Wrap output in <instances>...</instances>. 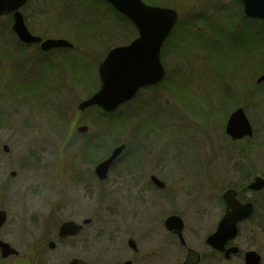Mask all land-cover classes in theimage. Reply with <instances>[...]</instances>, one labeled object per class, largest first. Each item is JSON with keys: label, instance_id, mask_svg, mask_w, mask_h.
Instances as JSON below:
<instances>
[{"label": "rangeland", "instance_id": "rangeland-1", "mask_svg": "<svg viewBox=\"0 0 264 264\" xmlns=\"http://www.w3.org/2000/svg\"><path fill=\"white\" fill-rule=\"evenodd\" d=\"M142 1L178 13L164 50V65L168 71L175 70L176 84L166 88L161 102L154 91L142 93L140 97L148 103L140 110V98L121 106L112 114L115 128L109 133L101 131L104 118L94 110L78 111L77 104L97 90V66L107 50L136 36L132 26L91 0H29L22 12L31 31L74 45L51 53L36 48L29 56L16 46L10 16L0 17V71L5 72V82L11 81L0 93V110L3 120L14 122L10 124L15 130L12 133L10 127L0 142V208L8 212L3 234L22 253L32 241L57 229L59 219L67 215L62 210L66 195L70 203L84 197L85 207L97 203L95 224L102 233L111 231L115 220L134 221L135 216L147 227V221L171 209L165 194L151 188L141 191L129 186L131 181L125 178L117 179L121 183L117 184L120 169L136 166L149 175L165 176L166 183L175 185V207L184 214L189 235L197 238L208 234L217 222V202L224 186L264 175V82L256 83L264 71V23L243 19L236 0ZM9 73L15 79H8ZM198 84L208 87L206 92L217 100L221 88L228 93V102L217 105L211 97V105L203 104L195 90ZM240 101L253 136L236 142L226 135L224 126ZM93 119L99 132L91 126ZM81 124L90 128L85 136L99 134L96 159L93 148L84 156L85 144L93 139L76 131ZM115 142H125L126 149L90 203L72 173L78 167H94ZM4 144L7 152L2 149ZM135 153L138 160L133 159L134 166H130L126 157ZM247 155L250 159L243 160ZM235 167H241L240 171ZM11 170L16 171L14 178L9 175ZM259 198V219L243 226L240 237L248 236L251 248L264 256V189ZM136 200L143 201L129 205ZM164 201L166 206L160 208ZM124 203L129 211L121 212ZM102 245L109 246V241ZM61 252L56 248L52 260L58 261Z\"/></svg>", "mask_w": 264, "mask_h": 264}, {"label": "flooded vegetation", "instance_id": "flooded-vegetation-1", "mask_svg": "<svg viewBox=\"0 0 264 264\" xmlns=\"http://www.w3.org/2000/svg\"><path fill=\"white\" fill-rule=\"evenodd\" d=\"M242 13V9H241ZM27 26V25H26ZM27 29L29 32L33 35H36L34 32L31 31V29L27 26ZM16 38V37H15ZM16 46L18 50L21 53H28L29 56H31L32 53L36 51L37 44H28L23 43L20 40L16 38ZM161 63L164 68V76L163 78L156 84L144 87L142 89H139L135 96L130 99L127 103L135 102L138 98L140 100L138 103V110H140L142 107H144L145 103L147 102V99L141 98L140 96L142 93L146 92H156V97L158 102L163 96L164 92L166 91V88H170L171 85L175 86L176 83L173 81V72L168 71L164 65V51L163 48L161 50ZM163 58V59H162ZM25 67V65H23ZM30 66V65H29ZM31 70V66L29 68ZM30 72V71H29ZM15 73V72H14ZM19 73V72H17ZM16 73V74H17ZM190 73V72H189ZM5 72L0 71V93L3 91L4 84H9V81L5 82L6 76H4ZM12 73H9L7 75L8 79L14 78L12 77ZM27 75V74H26ZM25 75V77H26ZM16 76V75H14ZM17 77V76H16ZM180 77V76H178ZM15 79V78H14ZM11 82V81H10ZM16 84H18L17 81H15ZM14 82V83H15ZM186 82H184L185 84ZM257 83V82H256ZM260 84V83H257ZM19 85V84H18ZM30 86V85H29ZM206 89L210 90L208 87L203 88L199 84L196 86L195 90H197V94L199 95L200 99H203V104L205 105H211V97L215 99L214 95L208 94L206 92ZM253 88H251L252 91ZM221 97L215 100L217 105H224L221 102H228V96L223 93L224 91L220 88L219 90ZM159 93V94H158ZM236 93L240 94V92L236 91ZM246 94V93H245ZM255 94V93H254ZM223 95V96H222ZM227 96V98H224V96ZM162 96V97H160ZM218 96V95H215ZM242 96V95H241ZM257 96V95H256ZM255 95H253V98ZM214 100V101H215ZM256 100V99H255ZM256 102V101H255ZM126 103V104H127ZM148 103V102H147ZM242 101L235 103V107H241L243 108ZM235 108V109H236ZM2 111V112H1ZM4 114L3 110H0V142L3 141V136L7 130L12 127V133L15 131L12 124L14 122H7L2 119V115ZM103 132H106L104 129L107 128L108 131H110V127H112L111 121H103ZM106 124V125H105ZM109 124V125H108ZM91 126L94 128L96 132H99V124L97 120H92ZM88 127V126H87ZM90 128L88 127L85 131V133L80 134L81 137H85L87 139H93L91 143L85 144L84 148L87 150L86 154L84 156L88 157L87 152L93 148L95 154V159L98 158L97 155V148L99 146L96 136H99V134H94L93 136H85V134L88 133ZM95 136V137H94ZM253 136V135H252ZM251 137H243L241 139L232 140V141H240L246 138H252ZM86 139V140H87ZM90 140L87 142H90ZM4 146H7L4 144L2 146V149L4 150ZM92 146V147H90ZM125 143V147H126ZM8 148V146H7ZM9 149V148H8ZM7 149V151H8ZM5 151V150H4ZM5 151V152H7ZM123 154V153H122ZM136 156V153L134 155H127L126 157V163L130 166H134V157ZM93 159V161L95 160ZM243 160H249L250 155L242 157ZM121 158L118 157L115 159L109 168L108 172H110L111 168L115 164H118L120 162ZM138 160V159H135ZM246 160V161H247ZM101 160H99L97 163H99ZM254 161V160H253ZM96 163V164H97ZM95 164V165H96ZM249 166V165H248ZM83 167V166H82ZM78 167L75 169V171L72 173V178L75 182L81 183L83 191V196L92 203L93 202V196L95 191L99 190L100 186L102 184L106 183V179L108 176V173L106 177L101 180L96 172H95V166L92 168H82ZM241 167H235L236 172H239ZM119 171V170H118ZM13 173V174H12ZM204 172L202 171V174ZM117 174V179L120 180V178H125L126 181H131L129 186L138 188L141 191L148 190V188H151L153 191L160 192L163 196L165 194L166 199L163 197V199L166 200L167 203L170 204V210H168L165 215H159L156 218H153L152 220L147 221V227H144V224H142L137 216H135L134 221H129L125 219V222L120 223L119 220H115V225L112 227L111 231H102L100 229L96 228V218L97 215L95 214V206L96 204H92V208L90 206L85 207V200L84 197H79L80 202H74L70 203L65 190L66 195V204H64L63 212L65 210L66 216H63L57 226V229L55 228L54 231L51 233V235L47 236H41V240L32 241L30 243V246H28L25 251V253L21 252V247H15L14 243L12 241H8L7 237L3 234V228L7 225L8 221V212L4 208H0V211L5 212V220L0 225V241L7 243L10 245V247L15 251V253H11L5 257L1 256L0 253V264H185L190 262L191 264H233L234 261H238V264H245L244 263V256L245 252L252 249L250 244L252 240L249 239V237H243L241 239L240 233L243 226H246V224L252 222V220L259 219V216L257 215V210L259 207L258 200H260V196L262 194V190L264 189V185L260 190H253L249 188V184L254 180L256 176H260L264 179V175L257 174L252 177L251 180L248 182L243 181L240 179L239 183H229L221 190V193L218 198L217 207H218V220L215 223L213 229L202 237H194L189 235L186 226V220L184 217V214L177 209L175 206V203L178 202V195L176 193V190L174 189L175 185L168 184L166 182V177L157 176L156 174H148V172L141 167H127L125 169H120ZM10 177L14 178L16 176V171L11 170L9 172ZM151 176H155L157 179L163 182V186L158 187L156 186L152 180ZM118 182V181H117ZM121 184V183H117ZM184 184V183H183ZM188 185V184H187ZM183 186H186L184 184ZM64 188V187H63ZM234 190L235 192V199L241 203H251L252 205V211L250 215L242 220H240L237 223V233L236 235L228 239L224 244L222 249L213 248L212 246L207 243V238L211 234H213L217 228L218 222L221 220V218L224 216V214L227 211V204L225 200L223 199V194L227 190ZM87 190V193H86ZM144 200V199H143ZM140 201H132L133 204L135 202H141ZM160 208H164L165 201L163 203H159ZM123 205V208H121V205L119 207L120 211L123 212L127 207ZM127 205V206H129ZM54 207V206H53ZM130 207V206H129ZM126 209V211H129ZM35 208V206H34ZM159 210H162L160 209ZM39 210L35 212L34 215L37 216L39 214ZM261 213L264 215V211L262 210ZM138 213H136L137 215ZM53 217V214H51ZM55 217L57 214H55ZM35 216V217H36ZM169 216H177L182 221V228L181 230L177 229H167L165 226V220ZM122 218V217H120ZM211 218H213L211 216ZM66 222H74L76 225L80 226L79 230L76 232H68L63 235H59V228L63 223ZM120 223L119 225H117ZM143 227L145 229H143ZM212 228V227H211ZM248 232L253 234L252 228L249 226ZM103 234V235H102ZM35 236V234H34ZM109 241V246L102 245L104 241ZM254 244V243H253ZM246 245V246H245ZM61 248V257L57 261V259L51 258L52 252L56 250V248ZM86 247L89 250L86 251ZM260 257V264H264V256L259 251H256Z\"/></svg>", "mask_w": 264, "mask_h": 264}, {"label": "water", "instance_id": "water-1", "mask_svg": "<svg viewBox=\"0 0 264 264\" xmlns=\"http://www.w3.org/2000/svg\"><path fill=\"white\" fill-rule=\"evenodd\" d=\"M26 1L0 0V16L12 13L11 29L18 39L25 43H39L42 51H49L53 48H71L72 44L65 39L42 40L41 37L32 35L28 31L20 11ZM105 1L132 22L137 30V37L126 45L112 48L107 53L97 68L99 90L89 98L82 100L77 106L79 110L96 105L104 111H113L120 104L131 99L139 88L158 83L164 75L160 51L176 22V12L167 7L147 5L142 0ZM239 1L245 17L264 20V0ZM262 81H264V72L257 79L258 83ZM77 130L84 132L86 126H79ZM225 133L232 139L252 135L251 125L242 108L235 109L229 115ZM124 147V144L114 147L110 155L96 165L95 172L100 179L106 177L109 166L120 155ZM7 149V146H4V150L7 151ZM151 180L156 186H163V182L155 176H151ZM263 185L264 179L256 176L249 184V188L260 190ZM223 199L227 204V211L218 222L215 232L207 238V243L218 249H222L223 244L236 235L237 223L248 217L252 211L251 203L241 204L235 199L234 190L225 191ZM4 220L5 212L0 211V225ZM165 226L167 229L181 230L182 221L177 216H169L165 220ZM79 227L74 222L63 223L59 228V235L76 232ZM0 253L2 257H5L15 251L9 244L0 241ZM244 263L260 264V257L255 251L249 250L245 252Z\"/></svg>", "mask_w": 264, "mask_h": 264}, {"label": "trees", "instance_id": "trees-1", "mask_svg": "<svg viewBox=\"0 0 264 264\" xmlns=\"http://www.w3.org/2000/svg\"><path fill=\"white\" fill-rule=\"evenodd\" d=\"M92 1V0H91ZM96 2H102V3H104L105 5H107V3H105V2H103V1H101V0H95ZM107 7L116 15V16H118V17H120L123 21H127L122 15H119L118 13H116L110 6H108L107 5ZM134 29V28H133ZM134 31H135V29H134ZM6 53H8V52H6ZM95 111V113L97 112V114L99 115V117H101V118H104V119H112L113 117H112V114H114V113H104L103 111H101V110H99V109H95L94 110ZM122 126H123V124H122ZM122 126H121V128L120 129H122ZM117 127V126H116ZM119 129V130H120ZM105 130H107V128L105 127ZM107 132V131H106ZM117 143H119V142H115L114 143V145L115 144H117Z\"/></svg>", "mask_w": 264, "mask_h": 264}]
</instances>
